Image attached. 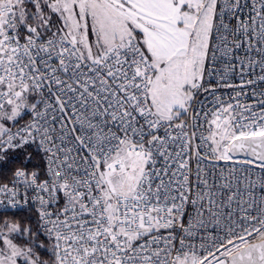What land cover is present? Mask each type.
<instances>
[{
	"label": "snow or ice",
	"instance_id": "1",
	"mask_svg": "<svg viewBox=\"0 0 264 264\" xmlns=\"http://www.w3.org/2000/svg\"><path fill=\"white\" fill-rule=\"evenodd\" d=\"M0 264H264V0H0Z\"/></svg>",
	"mask_w": 264,
	"mask_h": 264
}]
</instances>
